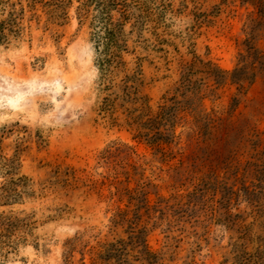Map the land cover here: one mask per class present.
Listing matches in <instances>:
<instances>
[{
  "label": "rangeland",
  "instance_id": "obj_1",
  "mask_svg": "<svg viewBox=\"0 0 264 264\" xmlns=\"http://www.w3.org/2000/svg\"><path fill=\"white\" fill-rule=\"evenodd\" d=\"M114 1L103 80L93 2L0 0V264H264V65L205 74L264 60V0Z\"/></svg>",
  "mask_w": 264,
  "mask_h": 264
},
{
  "label": "trees",
  "instance_id": "obj_2",
  "mask_svg": "<svg viewBox=\"0 0 264 264\" xmlns=\"http://www.w3.org/2000/svg\"><path fill=\"white\" fill-rule=\"evenodd\" d=\"M91 1L97 6V14L92 18L90 27L93 30L91 41L93 42V50L95 54V64L98 68L101 79L110 72V69L114 64L118 65L117 60L120 59V55L127 51V37L125 35L124 26L127 21L125 12L122 14V21H114L111 13L118 7V3L114 0L98 1V0H87ZM126 8V6H123ZM3 28L0 27V44L5 40L3 34ZM248 57L252 59V63L249 67V71L246 68L234 70L231 73L218 70L213 68L211 65H206L207 72L205 74L208 78H212L217 84H225L226 81L230 82V85L237 86L238 90L241 91L244 88V84L248 83L251 85L255 79V69L257 66H263L264 60L252 47L247 48ZM166 115V110H161L158 119L162 120ZM159 124V123H158ZM169 137L160 136L158 141L169 143ZM4 221L0 220V229L4 225ZM8 228H14L12 224H7ZM12 231V230H10ZM7 234L0 233V255L3 251Z\"/></svg>",
  "mask_w": 264,
  "mask_h": 264
},
{
  "label": "bare ground",
  "instance_id": "obj_3",
  "mask_svg": "<svg viewBox=\"0 0 264 264\" xmlns=\"http://www.w3.org/2000/svg\"><path fill=\"white\" fill-rule=\"evenodd\" d=\"M58 89H59V87H57L56 90H58ZM19 99H20V95L17 97L16 101L19 100ZM7 101H8L9 106H11V107L15 106V102H16L15 100L8 99Z\"/></svg>",
  "mask_w": 264,
  "mask_h": 264
}]
</instances>
